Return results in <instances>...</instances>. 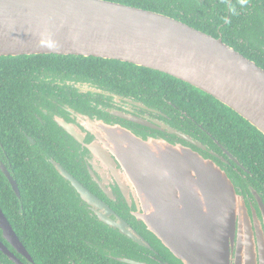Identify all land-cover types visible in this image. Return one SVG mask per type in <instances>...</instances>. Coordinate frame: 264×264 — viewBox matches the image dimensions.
<instances>
[{
    "label": "water",
    "instance_id": "obj_1",
    "mask_svg": "<svg viewBox=\"0 0 264 264\" xmlns=\"http://www.w3.org/2000/svg\"><path fill=\"white\" fill-rule=\"evenodd\" d=\"M31 55L93 57L161 72L213 97L264 135V71L221 39L163 14L105 0H0V57ZM73 118L82 133L94 137L90 144L77 125L54 120L74 139L76 152L88 151L83 158L92 181L109 199L118 193L129 213L181 264H264V204L252 189L256 207L247 203L218 161L116 124L81 114ZM46 158L91 217L142 243L107 204ZM0 171L18 196L2 164ZM0 229L24 254L1 209ZM101 252L123 264H143Z\"/></svg>",
    "mask_w": 264,
    "mask_h": 264
},
{
    "label": "trees",
    "instance_id": "obj_2",
    "mask_svg": "<svg viewBox=\"0 0 264 264\" xmlns=\"http://www.w3.org/2000/svg\"><path fill=\"white\" fill-rule=\"evenodd\" d=\"M105 1L160 13L180 20L206 34L208 31L205 28L209 22L215 26L233 25L234 27L237 21V11L233 6L240 8L243 0H231L229 7L226 3L230 0L222 2L220 0ZM258 1L262 2L261 10L264 13V0ZM227 16L228 20L225 23ZM262 18L264 17L258 16L256 12L251 17L240 16L242 23L250 29L258 28V25L262 23ZM214 36L217 35L214 34ZM75 62L82 69L105 70L110 68L132 71V76L135 78L133 83L144 85L147 93L152 92L150 99L163 101L162 97H164L201 124L249 171L246 177L250 185L264 191V135L231 109L204 92L196 88H182V86H189L161 72L115 60L59 55L0 57V153L1 149H4L14 161L13 164L18 165L15 169L16 173L21 174L18 181L28 179L47 183L45 187L34 186L21 189L24 214L23 219L20 217L17 219L12 209L14 206L17 209L19 202L7 187L0 173V208L36 264H69L71 261L77 263L81 261V264H90L91 261H96V264H122L102 254L101 251L104 250L102 248L94 251L90 248L93 245L88 243L94 242V236L102 235L110 239V242L112 241V248H116L115 245L124 248V242L127 241L118 232L91 217L85 206L75 196L73 189L59 178L45 161L40 158V165L48 170L44 173L45 178L42 179V172L36 171V167H34V175L31 172L27 175L25 166H28V163H22V160L19 161L17 157L19 152L32 150L21 131L27 132L34 138L32 133L35 132V124H37L27 89L31 86L29 77L35 71L49 67V64L68 65L67 67L75 68L72 64ZM161 109L171 117L175 124H182L187 133L194 137L200 136L201 141L210 143L217 150L210 140H206L208 138L206 134L188 118L182 117L178 111L171 113L166 108L161 107ZM50 133L38 140L37 144L53 155V152H56L53 144L60 146L61 142H57L55 137L52 138L53 132ZM53 156L67 166L66 162L63 163V156L58 152ZM228 173L236 185L239 182L243 184L238 174L231 169H228ZM60 191H64V194ZM79 203L83 206L79 207ZM109 252L113 256H121L119 253Z\"/></svg>",
    "mask_w": 264,
    "mask_h": 264
},
{
    "label": "flooded vegetation",
    "instance_id": "obj_3",
    "mask_svg": "<svg viewBox=\"0 0 264 264\" xmlns=\"http://www.w3.org/2000/svg\"><path fill=\"white\" fill-rule=\"evenodd\" d=\"M222 1L223 0H220V2ZM230 2L231 0L226 3L227 7H229ZM241 5L240 8L233 6L237 11V21L234 27L233 25L215 26L209 22L208 26L205 28V30L208 31L206 34L215 39H221L225 45L232 48L249 61H252L264 71V18L261 19L262 23L258 25L256 29L248 28L240 19V16H244L245 18L247 16L251 17L255 12L258 16L264 17V13L261 10L263 4L258 0H243ZM227 13H229V11H227ZM228 16L225 23H227ZM186 25L196 29L188 24ZM214 34L217 36L215 37ZM72 64L75 68L70 66L67 67L68 65L57 66L49 64V67L35 71L29 77L31 86L27 89L31 98L30 100L32 101V106L34 107L33 116L37 124H35V132L33 131L32 133L34 138L27 132L21 131L22 136L27 140L32 150L28 152H19L17 157L19 161L22 160V163H28V166H25L27 175H29L30 172L34 175L36 170L42 172V179H44V173H47L48 170L40 165V158L49 165L46 158L48 155L59 163L68 173L73 175V177L92 194L107 204L141 237L142 240V243L139 244L120 234L127 240L124 242L125 247L120 248L118 245H115L116 248H112L113 244L112 241L110 242V239L103 235L100 237L94 236V242L91 241L88 243L89 245H93V247L90 246V248L94 249V251H97V248H102L105 252L113 251L119 253L122 258L138 261L143 264H181L144 228L142 223L138 222L129 213L128 207L123 202L122 198L119 197L118 193L114 192L113 199H109L99 190L98 186L90 178L89 171L91 170V166H87L83 158L88 151L84 149L83 151L80 150L76 152L71 144V141L73 142L74 139L58 126L54 118H60L66 123L77 125L84 138L83 142L85 144H90L94 137L90 133H82L86 130L81 124L76 123L73 118L74 114H81L91 119L101 120L109 124H116L132 131L138 136L160 138L171 144L179 143L192 148L202 155L218 161L220 165L226 169L227 173L228 169H231L238 174L243 184L239 182V184L236 185L234 180H232L236 190L242 193L247 203H251L256 207L250 191V189H252L257 192L264 204V191L258 190L256 187L254 188L252 184L250 185L246 177L249 171L243 167L237 158L202 127L201 124L197 123L194 119L189 117V115L180 110L173 102L167 101L164 97H162L163 101L150 99L149 96L152 92L147 93L144 85L133 83L135 78L132 76V71L110 68L105 70H97L96 68L82 69L76 62ZM187 85L189 87L182 86V88H194L189 84ZM161 107L166 108L171 113H176L178 111L182 114V117L188 118L206 134L208 137L206 140H210L217 150H215L210 143L201 141L200 136L194 137L190 133H187L182 124H175L171 117L166 114ZM170 131H175L181 134L182 137H188L204 148H200ZM49 132H53L52 134L50 133L52 138L55 137L57 142H61L60 146L56 143L53 144V146L56 147L55 151L63 156V163L66 162L67 166H64L55 159L53 155H56V152H53V155H51L41 146H38L37 141L49 135ZM30 141L32 144L29 143ZM75 145L79 146L76 142ZM227 153L230 157H233L234 160H232ZM13 163L14 161L10 159L4 149H1L0 164L5 167L18 189L17 196L9 181L0 171L5 179L7 187L19 202L18 208L16 209V206H14L12 213L17 219L18 217L23 219L24 207L21 204V189L34 186L45 187L47 183L43 181H30L28 179L18 181L21 174L16 173L15 169L18 165ZM34 167H36L35 170ZM22 172H25V170H22ZM250 176L255 179L252 174H250ZM32 177L34 178V176ZM256 181L258 180L256 179ZM60 192L64 194V191ZM78 206L80 207L83 205L79 203ZM15 235L17 236L16 233ZM118 240H120V238H118ZM19 241L24 247V254L20 253L3 238L0 229V264H36L29 250L20 239ZM76 252L78 254L79 251L77 250ZM69 264H81V261L79 263L71 261ZM90 264H96V261H91Z\"/></svg>",
    "mask_w": 264,
    "mask_h": 264
}]
</instances>
